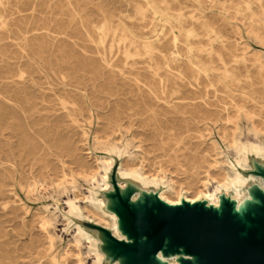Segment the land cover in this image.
Here are the masks:
<instances>
[{"label":"bare ground","instance_id":"bare-ground-1","mask_svg":"<svg viewBox=\"0 0 264 264\" xmlns=\"http://www.w3.org/2000/svg\"><path fill=\"white\" fill-rule=\"evenodd\" d=\"M247 9L252 17L260 15L251 4H247ZM148 24L152 28L151 35L147 36L144 28ZM252 31L264 42L260 26L253 27ZM220 33L208 19L188 20L172 0H0V264H87L82 247L84 239L93 247V264H104L105 254L86 224H103L120 235L118 214L108 209L96 189L90 188L88 195L82 193L73 170L71 178H67L63 159L66 154L74 163L85 167L82 174L86 179L93 182L102 174L107 191L108 180L117 165L123 188L128 182L147 187L150 182L147 167L153 168L156 160L162 161L165 156L181 169L186 166L179 159L180 144L174 143L177 137L169 131L173 125L163 124L157 115V128L152 137L158 145V153L154 157L146 154V130H131L125 124L133 123V116L142 110L131 103L115 109L108 120V138L104 144L116 153V158L96 164L88 162L80 154V146L70 145L68 139L61 138L60 123L65 117L78 122L73 112L63 110L50 119L37 108L33 73L53 70L54 65L67 64L74 75H79L81 66L89 67V72L96 77L105 75V68L114 73V67L121 62L132 67L137 81L143 80L141 73H149L160 81L166 92L169 79L161 76L165 68L160 61L163 52L168 44L187 47L186 57L194 69L192 91L201 95L187 103L192 115L188 118L189 124H185L188 125L186 130L197 132L186 153L190 156L185 157L189 162L185 167V182L199 190L207 186L211 175H220L218 187H224L228 193L232 191L240 201L246 195L249 181L258 182L264 189L263 176L245 173L252 168L250 156L264 161V117H255L256 110L264 112V53L254 51L257 62L248 63L249 52L245 45L222 40L220 48L229 50L228 44L233 47V51L227 52L231 55L228 58L215 44ZM203 36L209 40L208 46L194 45ZM10 45L15 48L8 49ZM85 46L95 55H89ZM240 54L242 57L238 58ZM96 61L104 67L98 66ZM124 72L123 69L122 74ZM58 73L61 74L57 68L52 74ZM203 78L205 83L201 82ZM149 87L151 91L157 90L154 83ZM73 105L76 108L78 102ZM62 108H69L65 100ZM232 111L234 115L230 117ZM210 125L218 128L220 136L235 148V162L222 157L218 140L203 134L202 128L208 129ZM229 125L233 130L227 129ZM75 127L85 139L87 130L80 124ZM132 134L145 136L138 144L142 149L132 150L129 142L124 147L112 143ZM165 137L169 141L166 142ZM185 141L181 137L176 142ZM81 194L86 200V212L77 201ZM140 194L137 192L136 197ZM48 196L56 200L54 209L65 199L67 212L86 222L78 223L68 217L59 229L69 232L72 224H76L75 232L67 241H63L57 231L55 210L48 207L49 204L45 206ZM207 196L217 204L216 191ZM161 197L171 206L183 204L177 181H170ZM186 200L196 203V197ZM189 258L194 264H200L198 256L191 254ZM169 262L183 264L177 258ZM114 264H121L120 260Z\"/></svg>","mask_w":264,"mask_h":264},{"label":"rangeland","instance_id":"rangeland-1","mask_svg":"<svg viewBox=\"0 0 264 264\" xmlns=\"http://www.w3.org/2000/svg\"><path fill=\"white\" fill-rule=\"evenodd\" d=\"M172 1L185 12V17L188 20L208 19L213 22L214 26L221 31V37L215 40V44L228 58L231 55L227 52L233 51V47H230L229 44L235 41L246 46V50L249 52L247 54L248 63L257 62L253 55L254 51L264 53V42L260 41V38L252 31L253 27L259 28L260 26L262 36H264V15H262L264 0ZM247 4H251L254 11L260 15L252 17L250 10L247 9ZM204 14L207 17L203 16ZM156 22L158 23V20ZM151 28L149 24L144 28L148 33L147 36L151 35L149 33ZM222 40L224 43H229V50L220 48L219 44ZM9 41L17 40L9 39ZM208 42L207 37L203 36L194 45L207 47ZM13 48L15 46L8 47V49ZM86 48L89 55H95L91 48ZM239 52L242 53V51ZM186 54H188L187 47H174L172 44H168V47L165 48L160 61L165 66L161 71V76L169 79L166 92H163L160 81L149 73H141L143 80L137 81L136 73L131 71L132 67L121 62L114 67V73L105 68V75L96 77H93L89 72V67L85 66H81L79 75H74L72 67L64 63L54 65L53 70L46 69L33 73L36 83L35 100L37 108L40 110L39 113L48 115L52 119L54 114L63 110L73 112L78 122L73 121L69 116L65 117V120L60 123L63 128L61 138L68 139L70 145L75 143L80 146V154H83L84 158L92 164L117 156L114 151L105 147L104 142L108 138L106 137V130L109 129L107 128L108 120L115 109L121 105L127 106L131 103L142 109L140 113L133 116V123L127 121L125 124L131 130H146L148 135L144 143L148 156L154 157V154L158 153L156 149L158 145L154 144L155 139L154 136L152 137L157 128L155 115L163 124L173 125V129L169 131L175 134L176 141L181 137L186 140L185 143H177L175 137L172 140L175 141L176 146L180 144L178 147L180 148L179 159L186 166L182 169L177 167V164L170 161L168 156L163 157L162 161L156 160L157 163L153 165V168L147 167V175L150 177L147 187L128 182V185L123 188V180L118 177L119 165H117L108 180V191L104 190L105 181L102 179V174H98L92 182L82 174L85 167L80 166L77 162L74 163L70 155L66 154L63 157L66 160L67 178H71L73 170L82 193L88 195L90 188L96 189L97 196L107 202L108 209L118 214L120 235L116 234L111 227L103 224L96 225V222L86 224L89 232L97 239L99 249L105 254L104 264H114L117 260H120L121 264H170L169 261L173 258L181 260L183 264H194L189 258L191 254L198 256L200 264H208L201 244V239L205 235L204 223L198 220H185L188 216L199 213L210 216L215 227L236 246L244 249L256 247L264 255V189L258 182L249 181L245 188L246 195L242 201L238 200L232 191L228 193L224 187H218L221 184L220 175H211L207 186L201 187L199 190L185 182L187 174L185 167L189 165L185 157L190 156V153H186L195 140L193 136L197 132L196 130H186L188 128L185 126L188 125L185 124H189L190 119L188 118H191L192 115L187 103L199 99L201 95V93L196 95L192 91L193 82H195L192 77L194 69ZM241 55L238 58H241ZM96 62L101 68L104 67L99 61ZM232 62L231 60L230 63ZM138 66H143V64ZM57 68L61 74H52ZM123 69L125 70L124 74H122ZM242 71L243 68H240L239 72ZM201 82L205 83V79H201ZM151 83H154L157 90H150ZM140 92L142 95H139ZM197 96L199 97L197 98ZM141 98H145V101ZM227 99L229 100V98ZM63 100L67 102L69 108H62ZM73 102H78L76 108H74ZM256 111L257 119L264 117V112L261 114L258 110ZM233 115L234 111L231 112L230 117ZM75 124H80L82 129L87 130L85 139L82 138L80 130L78 131ZM246 124L244 121L245 130L247 129ZM231 126L229 125L227 129L233 130ZM202 132L207 137L218 140L220 149L223 151L222 157L225 160L235 162L237 156L235 148L229 146L226 140L220 136L218 128L210 125L208 129L202 128ZM98 135L100 137L96 139ZM143 137H145L143 134L135 136L132 134L126 138L113 140L112 143L124 147L129 142V147L138 151L142 149L138 144ZM132 139L133 142H131ZM165 141H169L167 137H165ZM212 152L214 153V151ZM52 157L56 158L57 156ZM96 158L99 159L95 160ZM249 162L252 168L245 173L253 172L264 178V161L250 156ZM170 181H177V191L183 200L182 205L171 206L162 199L161 194L167 190ZM214 191L218 196L217 204L207 196ZM137 192L141 193L138 197H136ZM187 197H196V203L192 204L186 200ZM64 200H60L58 207L54 209L56 200L53 196H48L45 199V206L49 204L48 207L55 210L57 231L62 235L63 241H67L75 232L76 224L73 223L69 232L64 233L59 229L63 228L67 222L65 220L71 217L78 223L85 224L86 222L76 214L68 213ZM77 201L81 207L86 206L83 194L77 198ZM35 205L37 206V204ZM83 210L86 212L87 209ZM82 247L86 263L93 264V247L86 239L83 240Z\"/></svg>","mask_w":264,"mask_h":264},{"label":"water","instance_id":"water-1","mask_svg":"<svg viewBox=\"0 0 264 264\" xmlns=\"http://www.w3.org/2000/svg\"><path fill=\"white\" fill-rule=\"evenodd\" d=\"M185 220L204 223L205 235L201 239L208 264H264V255L256 247L242 248L226 238L216 227L213 219L204 214L190 215Z\"/></svg>","mask_w":264,"mask_h":264}]
</instances>
